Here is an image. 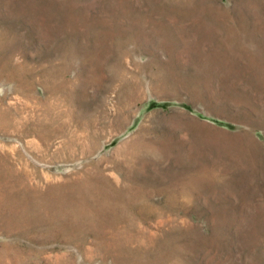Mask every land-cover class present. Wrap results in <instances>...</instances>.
Here are the masks:
<instances>
[{"label": "rangeland", "instance_id": "obj_1", "mask_svg": "<svg viewBox=\"0 0 264 264\" xmlns=\"http://www.w3.org/2000/svg\"><path fill=\"white\" fill-rule=\"evenodd\" d=\"M0 264H264V0H0Z\"/></svg>", "mask_w": 264, "mask_h": 264}]
</instances>
